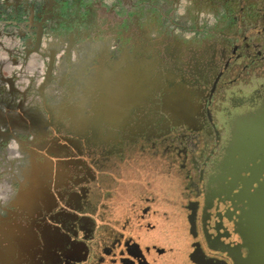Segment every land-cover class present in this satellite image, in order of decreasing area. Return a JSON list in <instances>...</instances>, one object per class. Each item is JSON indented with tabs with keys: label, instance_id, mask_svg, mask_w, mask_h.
Segmentation results:
<instances>
[{
	"label": "flooded vegetation",
	"instance_id": "af4514ba",
	"mask_svg": "<svg viewBox=\"0 0 264 264\" xmlns=\"http://www.w3.org/2000/svg\"><path fill=\"white\" fill-rule=\"evenodd\" d=\"M213 1L224 18L194 39L112 29L38 131L21 121L30 175L0 205V264H245L264 227V0Z\"/></svg>",
	"mask_w": 264,
	"mask_h": 264
},
{
	"label": "rangeland",
	"instance_id": "374dc122",
	"mask_svg": "<svg viewBox=\"0 0 264 264\" xmlns=\"http://www.w3.org/2000/svg\"><path fill=\"white\" fill-rule=\"evenodd\" d=\"M66 1L0 0V178L5 179L12 174L11 169L15 159L16 169H19L18 161L23 159L24 153L19 155L12 153L10 142L14 138L21 147L24 146L21 141L24 135L21 132H27V129L22 126L21 121L29 119L28 117L34 119L35 128L32 130L36 132L41 124L39 110L46 104L64 102L66 94L63 91L55 90L54 93L48 89L54 90L55 87L65 88V86L71 89L72 86L78 87V83L81 85L86 82V79L81 81L66 76L47 78L46 75H42L40 77V70L43 74L50 73L52 64L51 72L55 70L61 75L67 69L68 63L73 62L75 67H82L84 64L82 60L76 64V59L79 61L85 55V51L92 48L97 53L105 47V44L101 42L112 38V36L105 39L99 37L109 36L111 33L105 32V29L95 30L93 28L95 19L93 22L85 21L81 16L80 12L83 13L86 9V0H81L82 5H78L76 0H73V6L79 15L76 13L75 17H71L64 14L65 16L62 17L64 25L62 26L61 23L58 29L56 16L59 11L66 12L70 5ZM115 1L120 2L123 8L137 9L135 19L139 25L160 26L162 29L175 28L177 35L184 39H194L195 35L200 37L206 34L208 31L205 29L214 27L217 20L221 21L220 19L224 18L222 14L224 10L213 0H111L110 5H113ZM73 3L71 0V4ZM183 5L184 10L181 11ZM46 16L48 21H45ZM72 18L75 20L73 21ZM42 21L45 23L44 28L49 32L45 33V29H40ZM133 21L134 18H131L129 22L133 23ZM87 22L89 26L86 25ZM80 23L83 27L81 26L82 31L78 35L81 37L76 40L70 36L75 33ZM108 23L115 26L118 19L109 17ZM47 38L49 41L56 39V46L53 47L51 42H47ZM99 38L103 41L99 42ZM81 41L82 46H79ZM92 41L94 43H87ZM50 47L54 50H50ZM42 50L48 51V55H43ZM47 59H49V65L48 62L46 63ZM45 90L53 92V102L46 96ZM56 95L57 98H54ZM55 99L58 101L55 102ZM8 186L6 182L0 184V205L8 194L6 193ZM3 188H5L4 191H1Z\"/></svg>",
	"mask_w": 264,
	"mask_h": 264
},
{
	"label": "crops",
	"instance_id": "0c3cea01",
	"mask_svg": "<svg viewBox=\"0 0 264 264\" xmlns=\"http://www.w3.org/2000/svg\"><path fill=\"white\" fill-rule=\"evenodd\" d=\"M110 1L111 0H88V1L86 0V2H85L86 4L83 2V4L86 5V9H85V11H83V13L80 12L81 16L84 17L85 21L89 20V21L93 22V19H95L94 27H93V28H95V30L102 31L103 29H105L104 30L105 32L109 31L111 33V35H109V36H99L102 39H105L106 37L112 36L113 35L112 32H111L112 29L113 30H116V29L117 30H121L124 26L127 25V23H129L131 18H134V19L137 18V15H136L137 12H135L137 9L132 8L131 10H133V11H129L128 8H123V6H122V4L120 2L115 1V3H113V5H110ZM66 2H69L70 5H69L68 9L69 8L70 9L69 10L66 9V12H64L65 10L64 11L62 10V12L59 11V13H57L56 22H57V25H58L57 26L58 29H59V26H61V23H62V26L64 25V23H63L64 20L62 18L63 16H65L64 14H66V16L75 17V15L77 13L76 10H75V6H73L74 5L73 0H72L73 4H71V0H69V1L67 0ZM76 2H77L78 5H82V1L81 0H76ZM126 9H128V10H126ZM183 10H184V5L181 8V11H183ZM77 15H79V14L77 13ZM109 17L110 18L111 17L117 18L118 19V23L115 26H112L111 24L108 23V18ZM78 19L80 20L79 17H78ZM74 20L75 19H73V21ZM84 20H82V21H84ZM45 21H48L47 16H46ZM44 24H45L44 21H42V23H41L42 26L40 27L41 30L45 29L44 28ZM86 25L89 26V22H87ZM81 26H82V23L78 24V26L75 29V33L72 34V36H70V37H72L74 39L76 38V40H78L79 37H81V35H78V33L82 31V30H80ZM46 32H49V30L45 29V33ZM48 38H47L46 41L47 42H51L50 44L53 47L56 46V43H55L56 39H53V40L49 41ZM102 39L99 38V42L103 41ZM40 43H42V39L41 38H40ZM87 43H94V42L92 41V42H87ZM101 43H103V42H101ZM78 45L82 46V41ZM50 50H54V49L50 47ZM42 54L43 55H48V51L42 50ZM86 54H87V56H86ZM95 56H96V52H95V50L93 48H92V50L91 49L87 50V52L85 51V55L83 56V60L80 59L79 61H77V59H76L77 62L75 61L76 64H79V62L82 60V62H84L83 66L82 67H77L76 66L77 67L76 68L74 66L73 62L72 63H68L67 69H65L64 73H62L61 75L66 76L67 78H76V77L78 79L82 78L81 81H84L85 79H87V78H85V74L89 71V69H90V67L92 65V61L96 60ZM47 60H46V63L48 62V65H49V59H47ZM66 64L67 63H65V65ZM49 70H50V73H44V74L40 70V77H42V75H46L47 78L48 77L49 78L50 77L51 78H53V77L57 78L59 76V74L55 70H53V73L51 72L52 71V64L50 65V69ZM52 89L53 88H51V89L49 88L48 90H52ZM71 89H74V86H72ZM81 94H82V92H81ZM78 99L79 98H77V100ZM15 172H16V170H15ZM12 175H14V177H15L13 179V181H15L17 176H19V175H16V174H12ZM9 176H11V174L6 176L5 179L0 178V180H1L0 184L6 182L7 184L9 183V185H10V180L7 179V177H9ZM13 181L11 180V183ZM2 185H4V184H2ZM4 189L5 188L1 189V191L2 190L4 191Z\"/></svg>",
	"mask_w": 264,
	"mask_h": 264
},
{
	"label": "water",
	"instance_id": "95a60500",
	"mask_svg": "<svg viewBox=\"0 0 264 264\" xmlns=\"http://www.w3.org/2000/svg\"><path fill=\"white\" fill-rule=\"evenodd\" d=\"M247 240H250L253 245L252 255L245 258V264H264V227L257 235H245Z\"/></svg>",
	"mask_w": 264,
	"mask_h": 264
},
{
	"label": "bare ground",
	"instance_id": "6f19581e",
	"mask_svg": "<svg viewBox=\"0 0 264 264\" xmlns=\"http://www.w3.org/2000/svg\"><path fill=\"white\" fill-rule=\"evenodd\" d=\"M120 61V60H119ZM118 61V62H119ZM118 65V64H117ZM123 65V64H122ZM130 65V64H129ZM116 66V65H115ZM127 66V65H126ZM110 69V68H109ZM115 70H117V69H115ZM124 70V69H123ZM128 70V69H127ZM125 71V70H124ZM120 72V71H119ZM128 72V71H127ZM112 73V72H111ZM118 73V72H117ZM118 75V74H117ZM86 80H88V79H86ZM55 93V92H54ZM56 93H57V91H56ZM66 94V93H65ZM59 96V95H58ZM54 98H57V95L54 97ZM59 99H60V97H59ZM56 101H58L57 99H55V102ZM61 101V100H60ZM107 107V106H106ZM109 107V106H108ZM108 109V108H107ZM110 110V109H109ZM90 119V118H89ZM12 140V141H11ZM10 140V142H11V149L13 150V154H17V155H19V154H21V153H26L25 152V149L23 148V147H21L20 145H19V143L13 138V139H11ZM5 148V147H4ZM10 148V147H9ZM8 149V148H7ZM10 149V150H11ZM23 154V155H24ZM17 158V157H16ZM28 159V158H27ZM25 163V160H24V158L23 159H19V161H18V163L20 164V163ZM35 164H33V166H34ZM20 166V165H19ZM19 166H17V167H19ZM24 168L25 167H23V166H20L19 167V169H15L16 170V175H30V172L26 169V170H24ZM40 175V174H39ZM15 177H14V175H12L11 174V176H9V177H7V179L8 180H10V184H11V180L13 181V179H14ZM17 179V178H16ZM27 179V178H26ZM16 181V180H15ZM20 181V180H19ZM9 184V183H8ZM13 187V186H12ZM11 187V188H12ZM37 189V188H36ZM35 190V189H34ZM32 196V195H31ZM36 198V197H35ZM37 199V198H36ZM32 201V200H31ZM25 205V204H24ZM10 215V214H9ZM14 220V219H13ZM10 223V222H9Z\"/></svg>",
	"mask_w": 264,
	"mask_h": 264
}]
</instances>
